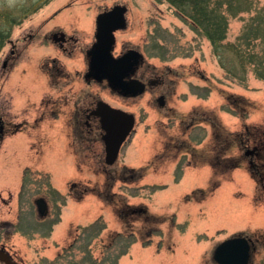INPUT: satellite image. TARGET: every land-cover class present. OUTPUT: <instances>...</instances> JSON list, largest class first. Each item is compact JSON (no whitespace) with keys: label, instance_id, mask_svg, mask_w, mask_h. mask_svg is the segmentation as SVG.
Returning <instances> with one entry per match:
<instances>
[{"label":"rangeland","instance_id":"rangeland-1","mask_svg":"<svg viewBox=\"0 0 264 264\" xmlns=\"http://www.w3.org/2000/svg\"><path fill=\"white\" fill-rule=\"evenodd\" d=\"M115 5L128 11L126 29L115 33L114 54L136 48L149 77H165L169 88L162 110L155 104L158 92L124 101L82 80V54L94 40L96 16ZM220 6L228 31L215 50L164 1L0 0V249L21 264L52 262L69 238L83 235L84 226L100 217L104 229L90 244L92 256L102 258L109 237L125 233L127 203L146 206L152 216L174 215L187 229L179 233L164 224L165 233L169 228L160 248L154 241L142 247L138 236L117 264H213L214 247L238 233L257 241L251 264H264V193L243 151L234 147L223 154L237 134L264 133V0H220ZM57 29L73 34L81 49L72 55L58 50L50 36ZM53 61L62 65L59 79L49 76ZM91 95L135 116L111 174L104 172L102 145L71 130L74 102L81 106L87 99H80ZM192 111L207 114L208 126L186 130L189 122L179 119ZM170 136L196 149L208 146V162L219 173L211 165L187 167L176 180L175 167L183 158H156ZM237 159L240 167L220 172L232 164L223 161ZM83 190L88 192L77 200L73 194ZM190 193L197 201L186 200ZM39 197L48 204L43 220L34 204ZM109 203L119 209L117 215ZM122 243H117L121 249ZM70 255L78 263L83 256L80 250ZM66 256L61 264L71 263Z\"/></svg>","mask_w":264,"mask_h":264},{"label":"flooded vegetation","instance_id":"flooded-vegetation-1","mask_svg":"<svg viewBox=\"0 0 264 264\" xmlns=\"http://www.w3.org/2000/svg\"><path fill=\"white\" fill-rule=\"evenodd\" d=\"M95 24V23H94ZM51 41L54 46L57 47L58 50H60L62 53H66L67 55H72V53L75 50L81 49L78 43V39L73 36V34H66L63 30L57 29L51 32ZM133 47L125 46L122 47V49L118 52L115 53L114 56L118 57L123 55L124 53L128 52L129 50H133ZM81 53H83V50H80ZM83 59L86 55L85 53L82 54ZM145 61L138 62V64L134 65L132 68V71H130L126 76L123 77L122 82H125L126 84L124 85V88H111L108 86V84L103 81L101 83H97L95 81H87L86 80V71L82 75V80L88 83H93L99 86V88L103 89L104 91H108L112 96L116 97L119 100H132L135 98H139L146 93H156L158 92V96L155 99V104L157 105L158 109H164L166 107V91L167 88H169V84H167V81L164 76L160 75H154V77H149L148 72L146 71ZM62 65L57 62L53 61L52 63V68H51V73L49 76L51 77H56L59 79L60 77H63L64 72L61 69ZM54 71H57V74L54 73ZM141 89V93H136L135 91H138ZM133 93H136L133 95ZM84 101L81 106L75 105L76 101L74 102V107H73V124L71 127V130L74 134L84 136V138L90 139L92 143L99 142L102 145L103 148V157H102V164L104 167V172L106 174H111L113 172V166H106L104 159H105V153H104V146L102 143V137L104 135V131L101 127V122H100V115L99 111L103 107V104L109 105L112 108H117L121 109L118 107H114L110 105L108 102L104 101L101 99L100 96H88V97H82L80 100H86ZM78 100V99H77ZM194 111H192L187 117L179 119L182 124L186 123L187 121L189 122L187 124L186 130L193 129L194 127H199L201 124H205L208 126V119L202 117L203 122H197V118L195 115L193 116ZM4 127L2 125V122H0V136L4 134L3 132ZM98 139V140H97ZM168 142H173L174 144H171V146L168 145ZM204 147V146H203ZM203 147H200V149L196 146V144L189 143L185 139H179L174 136H170L167 138L166 142L163 145L162 151L159 153V157H161V160H167L170 156H173L174 159H177L178 157H182L183 159L177 163L175 167V179L178 178L177 180L180 181L181 178H183L184 174V169L187 167L191 168H200V167H205L208 166V146L205 147L204 150H202ZM244 157L247 158V161L249 163L250 169L253 171L255 176L258 178V181L263 182L264 179V166L262 163L259 162L258 159H260L261 154L259 153L258 147H254L252 149L248 147H244ZM205 151L206 155L204 154L203 157H201L202 153H197L198 151ZM201 151V152H202ZM200 155V156H198ZM188 156V158H187ZM258 158V159H257ZM255 160H258L256 162ZM133 173V171H131ZM142 176V175H141ZM177 176V177H176ZM143 178V177H142ZM47 186H49L48 183V178H47ZM75 185L73 184L71 188L73 189ZM208 187V186H207ZM85 190L81 193H71L73 195H76L77 200H81L82 196L85 194ZM193 194H195V191ZM191 192V193H192ZM190 194L186 195V200L189 202L190 200L197 201L196 199L197 196L195 197H190ZM100 192H92V195H94L97 199L102 200V197L100 195ZM192 194V195H193ZM208 194V193H207ZM191 195V196H192ZM199 195L204 196L202 194V189H199ZM42 198L44 201L45 199ZM37 198V199H39ZM207 198V196L205 197ZM36 199V200H37ZM35 200V201H36ZM34 201V204H35ZM46 202V201H45ZM47 206V213L46 217L48 216V205ZM109 206H113L114 212L119 213V209L115 206L114 203H109ZM36 207V204H35ZM124 211L126 212V222H125V233L128 236H131L133 239V242L131 243L129 248H132V246L137 242V239L141 240L142 247H147L152 244L154 241L157 243L158 248H160L162 245V240L163 237L166 236V233L168 231V228H176L179 233H184L186 231V225L185 224H176V219L175 216L172 215L173 218L168 220V217L163 216V215H156L152 216L150 212L148 211L147 207L144 205H139V206H132L128 205L127 203L124 204ZM36 211L37 207H36ZM121 217V215L119 214ZM123 218V217H121ZM125 218H123L124 220ZM169 222V227L166 229V233L163 231V225ZM135 223H141V227L137 229H132L131 225ZM170 224L172 226H170ZM176 232V230L174 229ZM102 233V232H101ZM100 233V234H101ZM112 233H110L107 237H109ZM173 234V233H172ZM139 236V237H138ZM236 237H245L248 239L250 243V261L249 264L252 263L253 255L257 249V241L252 240L251 238L247 237L244 235V233H238L234 234L230 237H228L225 240H228L230 238H236ZM98 238V237H97ZM96 238V239H97ZM155 238H158V242L155 240ZM160 238V239H159ZM172 239V235H171ZM223 240V241H225ZM161 241V242H160ZM70 242H68L65 246L66 247ZM168 249L172 247V244L166 245ZM170 250V249H169ZM211 260L212 255H211ZM214 264V263H213Z\"/></svg>","mask_w":264,"mask_h":264},{"label":"water","instance_id":"water-1","mask_svg":"<svg viewBox=\"0 0 264 264\" xmlns=\"http://www.w3.org/2000/svg\"><path fill=\"white\" fill-rule=\"evenodd\" d=\"M126 14L125 6L115 5L97 15L95 41L86 53L88 61L86 79L97 82L105 80L111 88H124L126 83L122 82L123 77L142 60L141 54L135 50L119 58H114L112 55L115 44L114 32L126 28ZM135 92L139 94L141 89ZM99 115L101 127L105 132L102 137L105 163L110 166L115 163L120 146L133 129L134 116L112 109L106 104H103ZM35 204L39 216H46V202L39 198ZM212 259L216 264H249L250 243L245 237L230 238L215 247ZM0 263L18 264L12 261L3 249H0Z\"/></svg>","mask_w":264,"mask_h":264},{"label":"trees","instance_id":"trees-1","mask_svg":"<svg viewBox=\"0 0 264 264\" xmlns=\"http://www.w3.org/2000/svg\"><path fill=\"white\" fill-rule=\"evenodd\" d=\"M154 1L156 2L164 1L167 4H169L171 7H173L177 17L179 19L185 20V22H188L189 26L193 31L202 34L211 43V45L215 48V50L220 48L222 43L226 40L227 31H228V19L226 13L222 10V7L220 6V0H154ZM259 18H261L260 14L256 16V19ZM192 115L193 116L195 115L197 120H199L197 121L199 123L203 122L202 117L208 119V115L205 113H199L194 111ZM236 136L238 139L236 141H232V139H228L227 141L228 144L225 150L223 151V154H226L227 152L231 151L232 148L234 147L239 148L243 152L245 149L244 147H248V148L258 147L261 156L260 159L258 158L257 159L264 166V133L263 134L256 133L253 136L247 135L248 136L247 138L245 137V132L241 134H237ZM237 142L238 144L236 145ZM250 142H252L251 146L249 145ZM171 144L174 143L168 142L169 146H171ZM201 157H203V155H201ZM157 158L161 159V157L159 156ZM223 162L224 163L232 162V164L231 165L227 164L223 166L220 172L229 169L233 170L235 168L240 167V161L238 159L235 161H223ZM208 165H211L215 173H219L217 171V166L215 164L208 162ZM251 173L252 176L258 180V178L255 176L253 171ZM24 179L25 180L27 179V174H25ZM177 179L178 178H176V180ZM259 185H260V189L262 190L260 191V193H264V179L263 182L259 181ZM101 223L102 222L100 220H97L94 224L86 228H83V235L81 234L78 237L71 239V242L66 247H64L60 253L57 254L56 260L52 262H44V264H61V260L65 253H67L68 256L64 258L67 259L72 258L71 259L72 261H68L71 263L68 264H81V261H84L85 264L88 263L94 264L95 262H99V261H102L103 264L106 263L117 264L119 258L127 254L128 249L131 243L133 242V239L131 236L126 235V233L113 234V236L109 237L110 240H107V242H109L110 244L108 243L109 245L107 244L102 246L103 248L106 249L104 254L103 252L101 253L103 254L102 258L93 257L90 243L93 241V239H96L103 231L104 225ZM88 237L89 239H87ZM86 239H87V244L85 245L84 241H86ZM121 242H123L122 249L121 247L117 246L118 245L117 243H121ZM84 247H86L85 250ZM113 247L115 248L112 249ZM75 250L76 251L80 250L81 254H83V256L79 259L80 263H78L77 261L73 262L74 257L70 255L71 253L74 254Z\"/></svg>","mask_w":264,"mask_h":264}]
</instances>
